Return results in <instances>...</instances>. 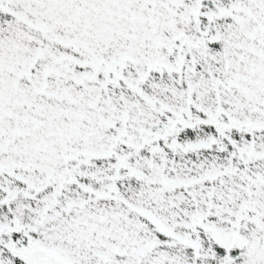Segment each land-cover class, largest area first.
<instances>
[{"label":"snow or ice","instance_id":"1","mask_svg":"<svg viewBox=\"0 0 264 264\" xmlns=\"http://www.w3.org/2000/svg\"><path fill=\"white\" fill-rule=\"evenodd\" d=\"M0 264H264V0H0Z\"/></svg>","mask_w":264,"mask_h":264}]
</instances>
